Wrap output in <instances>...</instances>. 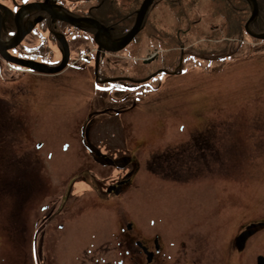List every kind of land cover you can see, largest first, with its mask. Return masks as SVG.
I'll return each mask as SVG.
<instances>
[{"label": "rangeland", "instance_id": "rangeland-1", "mask_svg": "<svg viewBox=\"0 0 264 264\" xmlns=\"http://www.w3.org/2000/svg\"><path fill=\"white\" fill-rule=\"evenodd\" d=\"M208 2L161 0L149 13L145 30L135 44L116 57L114 76H123L133 82L143 81L161 69L170 70L163 67L170 60H175L177 67L183 65L179 75L160 74L140 83L136 89L123 92L119 95L121 97L115 99L110 96L106 102L97 101L92 108L88 105L90 99L86 97L91 94L85 92L94 89L95 83L90 85L93 75H79L78 79L83 78V81L75 85L77 92L70 87L69 78V92L62 103L63 106L65 104L63 113H58L53 106L47 118V127L51 129L47 135L50 136L48 148L57 154L52 163L58 164L59 152L64 153V146L68 147L64 160V170L68 174L81 159L79 151L85 146L91 149L96 134L101 130L111 128L118 137L125 135L127 138L145 132L154 121L151 116L156 106L154 102L161 101V106L156 109L164 116L163 125L157 124L145 132V136L131 143L138 142L148 149L164 153L172 151L178 155L181 148L176 142L158 143L161 142L160 134H165L168 128V135L181 133L183 120L188 118L186 115L205 114L204 126L196 123L191 127L211 128L215 133L225 129L228 133L224 141L225 150L223 146H217L211 166L204 168L199 177H192L188 172L180 173L185 183L172 184L162 182L152 173L156 169L148 164L143 166L136 179L137 188L130 189L122 201L127 211L138 220L150 222L161 219L168 228L176 230L186 227V240L192 247L211 253V264H257L260 249L250 251L240 263L233 255L232 246L243 225L264 220V42L245 35L240 49L224 61L194 60L183 39L189 37V41L195 43L191 51L196 54L201 49L197 44L199 39L221 40L204 27L205 20L215 21L219 27L218 18L210 16L215 6ZM196 15L203 20L193 24L197 20ZM178 30L183 39L173 50L171 43L164 41V33L173 34ZM155 32L163 37L161 51L146 38L158 36ZM80 46L91 48L94 44L88 39L83 40ZM152 51L160 52V60L147 64L144 59ZM172 68L171 71L176 69ZM10 75L0 72V264H29L32 246L30 232L27 233L28 223L23 221L27 231L24 235L15 227L17 215L29 217L28 206L18 208L13 190L17 175L16 156L22 148L25 150L22 153L26 154L32 146L28 139L33 134L27 98H23L29 94H20L18 99L3 97L4 92H11L22 84H15ZM184 126L185 129L189 127L186 123ZM3 130L6 134L2 133ZM13 136L17 138L15 144ZM219 138L216 136L215 144H220ZM19 140L26 144L25 148L17 146ZM43 159L47 169L48 162ZM177 169L186 171L187 167L180 165ZM219 245L221 252L217 250ZM95 249L97 247L89 245L79 250L76 255L78 262L84 260L85 251L94 253Z\"/></svg>", "mask_w": 264, "mask_h": 264}, {"label": "flooded vegetation", "instance_id": "flooded-vegetation-1", "mask_svg": "<svg viewBox=\"0 0 264 264\" xmlns=\"http://www.w3.org/2000/svg\"><path fill=\"white\" fill-rule=\"evenodd\" d=\"M117 4L125 5L128 11L131 0H0L3 17L1 44L9 46L18 33L24 37L16 48H2L3 52L19 60L31 61L34 65V68H26L11 64L0 55V72L11 73L15 84L22 82L15 90L4 92L3 97L18 99L20 94L28 92L29 96L23 98H27L30 131L33 134L28 138L32 146L26 154L22 153L26 144L22 140L17 143L22 151L16 156L14 164L17 175L13 190L18 208L28 206L29 217L17 215L16 231L24 235L27 231L23 221L28 223L27 233L30 232L32 246L29 264H211V253L192 247L186 240V227L176 230L168 228L161 219L149 223L138 220L127 211L122 201L130 189L137 188L136 179L143 166L148 164L156 169L152 173L162 182L172 184L185 183L180 173L188 172L192 177H199L204 168L211 166L217 146H223L225 150L224 141L228 133L225 129L215 133L211 128L191 127L196 123L204 126L207 120L205 114L186 115L188 118L182 124L186 123L189 127L185 129L182 125L181 133L168 135V128L165 134H160L161 142L158 143L176 142L181 148L179 156L172 151L164 153L142 147L138 142L131 143L145 136V132L154 129L157 124L163 125L164 116L156 109L162 102L156 101L151 112L154 121L142 135L118 137L111 128H105L96 134L91 149L89 146L82 147L79 163L68 174L64 170L66 145L64 153L59 152V163H52L57 154L48 148L50 136L47 135L51 129L47 127V118L54 107L58 113H63L65 104L63 106L62 103L69 92V78L70 87L77 92L75 85L83 81V78L78 79L79 75H93L90 85L94 82V89L85 92L91 94L86 96L90 99L88 105L91 108L97 101L106 102L110 96L121 97L119 95L123 92L137 87L136 82L126 77L114 76L117 53L97 46H80L85 38L94 41L97 31L93 27L83 22L74 25L55 15L73 22L84 19L98 21L108 29L112 42L105 38V45L110 48L120 31L113 20L105 19L100 13L101 8H114ZM25 7L31 9L18 14ZM225 29L216 25L211 32L224 39L227 35ZM130 30L126 29L127 32ZM67 49L69 58L64 68L48 73L63 65ZM160 71L167 75H179L165 69ZM53 94L55 97H52ZM5 130L3 134H6ZM216 136H220V144L214 143ZM35 140L39 141L35 143ZM96 140L99 142L96 143ZM12 141L15 144L17 138L13 136ZM42 156L48 162L47 169ZM180 165L187 170H178ZM233 243V255L240 263L250 251L260 249L257 259L264 257V220L243 225ZM89 245L97 249L94 253L85 251L84 260L78 262L77 253ZM217 248L221 252L220 245ZM216 257L221 258L222 255Z\"/></svg>", "mask_w": 264, "mask_h": 264}, {"label": "trees", "instance_id": "trees-1", "mask_svg": "<svg viewBox=\"0 0 264 264\" xmlns=\"http://www.w3.org/2000/svg\"><path fill=\"white\" fill-rule=\"evenodd\" d=\"M143 0H131V6L129 10L127 11L125 5L120 4L116 5L114 8L112 7H104L101 8L100 15L103 16L105 19L109 18L110 20H113V23L115 24V27L117 30L120 31L118 35L114 38V41L117 42L121 38H123L126 35V29L132 28L135 19L137 10L140 7V4ZM201 1H210L209 4H212L214 7V10H211L210 16L211 17H217L219 24L222 26V28H226L225 31L227 33L226 39L224 40V44L222 45H215L210 40H208L204 45L200 46V53H193L190 49L189 53L192 56L194 60L197 59H210V60H224L231 55L235 54L239 46H241L242 42L245 40L246 30H245V24L248 22V19L253 11V6L248 0H198V2ZM259 5V15L258 17L250 24V30L254 33H261L264 32V0H257ZM161 0H155L154 4L150 7L146 19L143 24V29L141 33L145 30L147 20L149 13L152 9H154ZM203 9V8H201ZM200 10V9H199ZM198 15V12H197ZM196 15V16H197ZM202 18H199L197 16V20L193 22V24H197L198 22H202ZM211 24L212 26H216L217 22L211 21V20H205L204 25ZM149 31L153 32L151 29ZM187 32V31H185ZM141 33L136 37L134 40L137 41L138 37L141 35ZM154 33V32H153ZM156 33V32H155ZM158 36H151V38H147L149 43L156 44L160 49L163 44V37L156 33ZM164 41H168L171 44V49L175 50L177 49L179 42L182 41L181 32L178 30L176 33L169 34L164 33ZM183 34H185L183 32ZM189 37H186L184 42L187 45L191 44V41L188 39ZM200 40V39H199ZM198 40V41H199ZM133 42V43H134ZM210 44H213V46H210ZM207 45V46H206ZM237 45V46H232ZM199 49V48H198ZM187 52V51H186ZM163 67H168L170 70L171 68L174 69L177 66H175V60H170L169 62H165L163 64ZM177 69V68H176ZM174 69V70H176Z\"/></svg>", "mask_w": 264, "mask_h": 264}, {"label": "water", "instance_id": "water-1", "mask_svg": "<svg viewBox=\"0 0 264 264\" xmlns=\"http://www.w3.org/2000/svg\"><path fill=\"white\" fill-rule=\"evenodd\" d=\"M248 1H250L253 5V12H252V15H251L249 21L245 25V29L248 32V34L250 36H252L253 38L259 39V40H264V34H253L249 30V25L259 15V7H258L257 0H248ZM153 2H154V0H144L143 1L140 9L137 11L135 24H134L132 30L125 37H123L119 41V43H117L116 45H113L110 48L107 47L105 45V42H104V37L110 41L109 35H108V29L105 28L98 21L91 20V19H84L83 21L80 20L79 22L78 21L73 22V21H70L69 19H67L65 17L59 16V15H55V16L58 19H61V20L67 21V22H71L74 25L83 22V24H86V25L93 27L97 31L96 34L94 35V40H95V43L98 45L99 48L106 50V51H110V52H120V51L124 50L127 46H129L132 43V41L136 38V36L141 32V29H142V26L144 24L147 13H148L151 5L153 4ZM30 9H31V7H25L24 9H21L18 14H20L23 11H28ZM2 26H3V17H2L1 11H0V54H1V56L4 57L8 62H11L13 64L21 65V66H24L27 68H32V67L34 68L33 63H31L29 61L18 60L14 57H11L9 54L6 53V51L3 52L2 48H4V49L16 48L21 43V41L24 37H23L22 33H18L16 35V37L11 41V44L9 46H3L1 44ZM68 58H69V53H68V49H67V55H66L65 62L63 63V65L59 69L48 71V73H50V72L54 73V72H58V71L62 70L64 68L65 64L67 63ZM258 264H264V258L263 257H260L258 259Z\"/></svg>", "mask_w": 264, "mask_h": 264}, {"label": "bare ground", "instance_id": "bare-ground-1", "mask_svg": "<svg viewBox=\"0 0 264 264\" xmlns=\"http://www.w3.org/2000/svg\"><path fill=\"white\" fill-rule=\"evenodd\" d=\"M143 1H144V0H143ZM143 1H142V3H143ZM154 2H155V0H154ZM154 2H153V4H154ZM142 3H141V5H142ZM153 4H152V5H153ZM152 5H151V6H152ZM134 24H135V23H134ZM133 26H134V25H133ZM132 28H133V27H132ZM132 28H131V30H132ZM131 30H130V31H131ZM130 31H129V32H130Z\"/></svg>", "mask_w": 264, "mask_h": 264}]
</instances>
